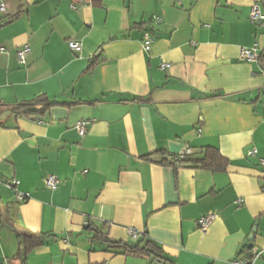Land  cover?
Segmentation results:
<instances>
[{"label": "crops", "instance_id": "obj_1", "mask_svg": "<svg viewBox=\"0 0 264 264\" xmlns=\"http://www.w3.org/2000/svg\"><path fill=\"white\" fill-rule=\"evenodd\" d=\"M255 2L264 10V0H0V104L49 100L0 115V264H232L247 252L264 264V59L239 60L242 48L264 55ZM187 148L188 163H171ZM209 148L224 171L190 162ZM131 229L165 260L114 253L106 240L134 243ZM28 233L41 243L21 259Z\"/></svg>", "mask_w": 264, "mask_h": 264}, {"label": "built area", "instance_id": "obj_2", "mask_svg": "<svg viewBox=\"0 0 264 264\" xmlns=\"http://www.w3.org/2000/svg\"><path fill=\"white\" fill-rule=\"evenodd\" d=\"M0 11L2 13L6 12V8L3 4L0 5ZM250 20L251 23L259 28L264 29V10L262 9V6L260 5L259 2H255L251 6V11H250ZM154 41V38L151 34H146L145 36V49L148 50L150 48L151 43ZM69 48L71 49L72 52L75 53H80L82 51V46L80 43L70 40L68 43ZM5 51V49L0 46V54H2ZM31 49L28 45L19 48L16 51V56H17V61L20 66H26V61H27V56L30 53ZM262 53L259 50L257 46H253L250 48H242L239 54V60L241 62H249V63H254L258 62L261 59ZM169 66L163 65L162 68L165 69ZM90 125V121L83 120L80 121L76 124L75 129L78 132L80 136H83L87 130V127ZM193 154V149L187 148L185 151H183L180 154H177L175 156H172V160L176 163H184L187 161V159ZM257 155V151L253 150L248 153L249 158H253ZM261 164L264 167V160H261ZM18 181L13 180L11 183L10 187H17L18 186ZM60 184V180L56 175H50L45 179V185L47 189L51 191H55ZM17 197L20 202H25L26 200L29 199V194L22 193L17 191ZM217 215L216 214H210L208 216L201 217L197 221V226L199 227L200 231L203 234H206L212 225V223L216 220ZM129 234L131 237V240L133 242H137L142 235L139 234L137 231L131 229L129 230ZM242 255V254H241ZM254 258L256 259L259 257L258 254L253 255ZM254 260H249L245 256H239L237 259L233 260L232 264H253Z\"/></svg>", "mask_w": 264, "mask_h": 264}, {"label": "trees", "instance_id": "obj_3", "mask_svg": "<svg viewBox=\"0 0 264 264\" xmlns=\"http://www.w3.org/2000/svg\"><path fill=\"white\" fill-rule=\"evenodd\" d=\"M264 59V55L261 57V60ZM37 103H49V100L45 96H41L36 98L34 101L21 104L18 106H12L8 107L5 105L0 104V115H2L5 112H10L11 114L15 115H26L29 113H33L34 110L32 108ZM189 158L186 162L188 163ZM191 163L201 166L206 169L213 170L215 172L217 171H224L226 169L227 162L223 159V157L219 154L218 151L213 149H207L204 154L196 158L194 160L190 161ZM171 163L176 164L173 160H171ZM100 234V232L98 231ZM97 239L100 237L99 235L96 236ZM19 242H20V251L18 256L21 259H24L27 257L34 249L35 247L41 243L39 235L28 233L24 235L18 236ZM108 243V246L110 249L115 251L114 253H131L143 258L150 259L151 261H164L165 256L162 253L161 249L153 243L146 234L142 235V237L134 243H125V242H111L109 240H106ZM240 256H245L249 260H254V256L252 254H249L248 252L245 254H242Z\"/></svg>", "mask_w": 264, "mask_h": 264}, {"label": "water", "instance_id": "obj_4", "mask_svg": "<svg viewBox=\"0 0 264 264\" xmlns=\"http://www.w3.org/2000/svg\"><path fill=\"white\" fill-rule=\"evenodd\" d=\"M256 232V230H254V233ZM250 240L253 241L254 240V236L250 237ZM248 248H251V246H249Z\"/></svg>", "mask_w": 264, "mask_h": 264}]
</instances>
